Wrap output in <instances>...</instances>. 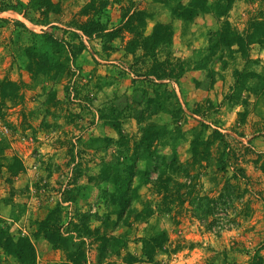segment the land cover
<instances>
[{"label": "rangeland", "instance_id": "rangeland-1", "mask_svg": "<svg viewBox=\"0 0 264 264\" xmlns=\"http://www.w3.org/2000/svg\"><path fill=\"white\" fill-rule=\"evenodd\" d=\"M8 1L17 0H0V7ZM92 1L97 9L102 1H108L101 21L111 28L120 25L129 9L146 10L153 15L147 23V35L159 22L173 27L172 63L179 65L184 61L188 70L179 83L161 81L159 84L167 85L161 88L150 83L142 86L149 97H154V90L163 99L165 91H170L173 97L166 110L152 117L159 125H168L162 145L157 146L159 153L169 158L175 154L178 162L187 166L192 163L191 145L196 137L207 140L215 130L222 135L213 143L208 159L190 169L192 183L186 178L179 179L182 184L197 183L195 194L186 196V190H181L186 201L182 211L177 206L171 215L154 213L147 220H136V214L148 207L157 212L162 199L153 182L138 176L134 187L139 198L132 204L127 225L121 223L113 231L111 223L105 229L97 218L91 221V229L99 228L127 241L128 250H122L105 264H125L128 252L141 259V238L162 231L170 241L165 252L155 258L159 264H248L256 253L264 255V44L250 48L248 61L235 52H226L217 61L208 58L207 52L209 37L225 20L245 34L264 0H235L225 19L200 14L190 22L173 19L174 3L160 4L156 0H53L58 4L57 13L46 14L43 9L35 11L33 17L36 21L49 18L56 28L33 24L13 10L0 12V83L13 82L19 86V97L7 100L0 108V121L11 131L9 138L0 137V141L6 142L0 143L4 147L1 157L6 159L2 161L5 167L0 174V223L15 236L32 238L37 264H63L65 256L60 250L42 237H35L38 223L61 205L66 217L61 227L67 232L68 215L74 214L76 206L63 200L76 177L82 188L77 207L105 217L108 210L101 192L104 189L112 192L115 188L112 184L99 188L89 182V177L99 172L103 158L111 162L114 157H126L127 148L130 157L135 141L140 138L135 119V111L140 108L133 103V96L136 89L141 94L142 88L141 84L133 83L134 71L144 74L151 60L145 66L135 63L134 57L125 51L130 37L126 33L112 41L106 36L85 40L72 35L68 24L85 21L82 10ZM182 2L187 5L190 0ZM44 32L51 33L62 48L55 49L46 43L47 38L34 36ZM160 57L163 59L165 54ZM236 70L245 71L250 77L244 81L239 100L232 102L228 98L233 95ZM174 115L181 117L176 124ZM119 130L129 138V144H116ZM103 138L114 141L106 144L107 150L103 145L88 147L92 140ZM222 154H227V158L222 159ZM14 158L22 166L16 175L8 168ZM138 169L152 171V181L157 178L154 167L147 162H139ZM241 170L245 180L241 176L234 178V172ZM227 184L236 187L233 206L236 210L225 212L220 216L221 224L209 231L192 216L188 204L198 195L219 197ZM179 209L177 217L175 211ZM111 219L115 220L114 214ZM93 239H85L89 247L87 264L97 262L99 243ZM0 264L19 263L0 254Z\"/></svg>", "mask_w": 264, "mask_h": 264}, {"label": "trees", "instance_id": "trees-1", "mask_svg": "<svg viewBox=\"0 0 264 264\" xmlns=\"http://www.w3.org/2000/svg\"><path fill=\"white\" fill-rule=\"evenodd\" d=\"M156 1L160 4L174 3L175 5L172 7L173 19L182 20L183 22H190L200 14H213L218 19H225L235 2V0H190L187 5H184L182 0ZM94 4L95 1H92L83 8L82 16L87 18L85 21H75L68 24L67 28L71 29L72 35L81 39L83 36L89 39L106 36L112 41L123 37L126 33L130 37L125 51L134 57L135 63L145 66L148 64V60H151L148 70L144 74L137 70L134 71L135 78L133 83L141 84V88L144 83H150L157 88L167 87V85H163L164 83L159 84L161 81H176L179 83V80L188 69L184 61L180 62L179 65H173L172 63L171 47L174 43V30L171 24L156 23L151 34L147 35V23L148 20L153 19V15L146 10H134L132 12L129 9L124 12L120 25L111 28L109 23L101 21V14L108 7V1H102L99 9ZM57 8L58 4H55L53 0H29L27 4L17 0L5 3L3 7H0V12L13 10L23 15L33 24L51 25L50 27L56 28L57 26L52 25L49 18L43 21H36L33 14L35 11L43 9L46 10V14L57 13ZM91 12H93L92 15ZM248 24L249 27L246 33L241 34L232 27L229 21L225 20L220 29L209 37L208 58H217V61H221L226 52H235L242 54L243 59L250 60L248 56L250 48L256 44H264V6L252 16ZM34 36L47 38L46 43L51 44L55 49L62 48V45L55 40L51 33L44 32L41 35ZM138 53L141 55L138 56ZM162 54H165L163 59L160 57ZM201 69H205V67L202 66ZM248 74L245 71H235L237 76L235 88L233 95H230L229 98L227 96L228 100L232 102L239 100V94L242 93L245 87L244 81L250 77ZM255 76L253 75V78ZM0 84V108H2L6 105L7 100L13 101L19 97V86L16 83L6 81H2ZM137 91L136 89L133 103L140 108L135 111L140 138L135 141V149L130 157H128L130 150L127 148L124 150L126 157H114L111 162H106L103 158L99 172L89 177V182H94L99 188L101 185L105 187L109 184H112L115 188L112 192L107 191V189L101 192L102 198H104V205L108 210L105 217H100L97 212L92 213L90 210L82 211L77 207V196L82 188L78 185V178L76 177V181L73 180L71 183L73 188L69 189L63 200L76 206L74 214L70 213L68 215L67 232L64 233L61 227L64 218H66L61 211V205L38 223V231L35 233V237H42L54 249L60 250L65 256L63 264H87V250L89 247H87L86 238H94L93 240L99 243L96 264H105L113 256L119 255L122 250H128L127 241L124 237L114 233H107L106 231L101 232L99 228L91 229L90 223L94 218H97L104 224L105 229L108 228L110 223L113 224V231L121 223L127 225L132 214V204L139 198L138 190L134 187V180L138 176L143 177L146 182H153L156 193L161 194L162 199L158 204L157 212L152 207H148L143 212L136 214V220H147L149 217L154 216V213H158L160 216L171 215L177 206L182 211V204L185 199L182 198L181 190H186V196L195 194L197 183L191 186L185 183L182 184L179 179L186 178L190 180L192 178L190 169L195 164L208 159L207 156L210 155L213 143L222 138L221 133L217 130L213 131V134L207 140H201L196 137L191 145L192 163H188L187 166L181 165L175 154L170 158L161 155L157 150V146L162 145L163 138L168 132V125H159L152 117L166 110L168 101H171L173 97L170 91H165L164 99L156 90L153 93L154 97H149L148 91L143 88L141 94H138ZM172 118L174 124L181 120V117L177 115L172 116ZM101 120H105V118L101 117ZM118 135L119 141H117V145L124 146L129 144V138L123 134L122 130L118 131ZM109 142L114 141L110 138L92 140L88 147L94 148L95 145H103V149L107 150L106 144ZM0 143L6 142L4 140L0 141ZM0 146L1 174L2 168L5 167L3 162L6 159L4 156L1 157L4 147L3 144H0ZM221 157L225 159L227 154H222ZM139 162H147L149 166L152 165L154 167L157 173V178L154 181L151 179L152 171L150 172L147 169L143 172L138 169ZM21 167V162L14 158L13 163L8 168L13 175H16L22 170ZM262 169L264 170V163L262 164ZM82 171H76V174ZM240 176L242 179H246L242 170L241 172H234V178L238 179ZM234 189H236L234 185L227 184L224 191L217 198L199 195L193 197L188 204L192 216L204 225L207 230L212 231L215 225L221 224L219 222L221 221L220 216H223L225 212L227 214L229 209L234 208V202L237 199ZM180 209L175 211L177 217ZM112 214L115 215L114 221L111 219ZM177 222L179 223L178 219ZM169 241L165 231L143 237L141 238L142 258L139 259L128 252L124 257V262L125 264H159L155 258L159 253L165 252V247ZM0 254L15 258L19 264H37V250L32 238L29 236H15L8 227H4L1 223ZM248 264H264V255L259 252L256 253Z\"/></svg>", "mask_w": 264, "mask_h": 264}, {"label": "built area", "instance_id": "built-area-1", "mask_svg": "<svg viewBox=\"0 0 264 264\" xmlns=\"http://www.w3.org/2000/svg\"><path fill=\"white\" fill-rule=\"evenodd\" d=\"M85 37V36H83ZM87 37H85L84 39L86 40ZM11 135V131L9 130V128L5 125H3L0 121V137L2 139H7L9 138V136Z\"/></svg>", "mask_w": 264, "mask_h": 264}]
</instances>
